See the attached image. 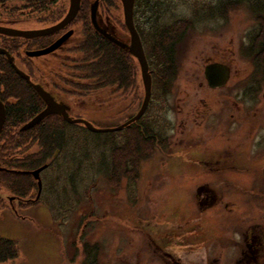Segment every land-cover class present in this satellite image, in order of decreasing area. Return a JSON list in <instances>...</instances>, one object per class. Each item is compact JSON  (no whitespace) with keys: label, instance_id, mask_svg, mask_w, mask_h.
I'll list each match as a JSON object with an SVG mask.
<instances>
[{"label":"rangeland","instance_id":"rangeland-1","mask_svg":"<svg viewBox=\"0 0 264 264\" xmlns=\"http://www.w3.org/2000/svg\"><path fill=\"white\" fill-rule=\"evenodd\" d=\"M232 2L236 9L222 13ZM59 3L67 8L68 0ZM146 3L135 21L149 52L157 32L175 21L188 20L194 29L178 49L168 89L157 81L150 56L153 92L138 121L158 140L139 179L122 178L117 189L108 179L113 150L126 143L125 128L93 133L66 125V146L42 173L41 200L20 203L14 212L0 198V236L18 248L16 260L0 264H264V79L249 51L256 12L248 0ZM115 18L125 28L123 6ZM213 62L231 68L222 89L205 79ZM137 85L125 94L107 86L70 115L97 128L121 126L143 104L139 72ZM225 152L233 156L228 169L204 170V158ZM21 180L31 188L30 177ZM1 181L7 196L9 176ZM37 191L26 197L35 199Z\"/></svg>","mask_w":264,"mask_h":264},{"label":"flooded vegetation","instance_id":"flooded-vegetation-1","mask_svg":"<svg viewBox=\"0 0 264 264\" xmlns=\"http://www.w3.org/2000/svg\"><path fill=\"white\" fill-rule=\"evenodd\" d=\"M96 1H99L96 14L99 27L108 30L114 37L122 42L128 43L130 41V34L126 25L125 28H123L121 24H119L120 26L115 24L117 23L115 16L118 15L120 5L122 6L121 0H81L78 14L69 25L56 33L41 38L25 39L0 34V101L5 109L4 125L0 138L4 135L6 129H11L10 131L13 133L12 143L15 146L14 151L9 155H4V153L0 151V185L3 186L1 181L2 175L9 176L8 182L10 184V194L6 196V192L0 189V198H7L14 212L20 207V203L27 204L40 199L43 191L42 173L55 162L62 152L60 150L55 155L52 154L49 158H46L48 159L47 164L35 170L25 169L32 165L34 159L35 163H37V160L40 159V154L46 155L47 151L34 143L31 137L25 134L21 136L18 135L39 125L47 128L50 124L48 118L52 116H54L52 117L54 119H52L51 122H53V124L51 125H58L60 122L58 118L64 122L63 125H74L64 120L60 115L52 114L33 128L22 131L23 126L47 108L46 102L36 92L33 85L40 86L58 105L66 107V112L70 117V113L79 109L82 104H85L86 107L90 106L92 103L91 99L96 98L97 94L99 96L104 94L102 89H99V91L96 89V78L93 77V75H95V66L92 65L95 63V60L91 59L89 56L86 57L85 53L80 49L86 42H93L95 44L105 43L116 46L101 35L92 24L91 8ZM12 3L13 2L0 3V27L21 31L44 30L54 27L64 19L70 7V0H68L67 8L64 3L60 6V3L57 2L58 4L52 5L51 8L46 6L38 10L29 3L27 4L28 7L15 11V6ZM146 5V0L135 1L134 13L136 17L140 11L144 12L147 10ZM101 21L106 24L103 26ZM86 22L88 24H84ZM135 26L144 47L153 81L154 71L151 69L150 53L145 46L146 41L144 40V33L138 28L139 26L136 24V21ZM66 35H68V37L63 43L48 54L39 57H30L27 55L29 52L42 51L52 47ZM116 47L119 48L118 46ZM124 53L123 58L127 61V55L129 53L127 51ZM10 58L13 59V62H11ZM213 63L226 65L223 62ZM125 64L127 63L125 62ZM138 67L137 71L140 73L142 79L141 67L139 64ZM17 68L29 77L30 82L18 74ZM90 73L92 76H90ZM6 81H10L9 89L6 87ZM108 87L113 88L111 85ZM255 91L259 93V90L256 89ZM16 92L21 93L17 96ZM107 92L109 91L107 90ZM126 92L127 89L122 91L124 94ZM23 97H25V100H23ZM102 99L103 98L99 101L101 102ZM124 102L127 105V101L124 100ZM96 103L95 101L92 105ZM30 114L34 115L31 116ZM24 121L26 122L24 123ZM225 154L226 155L220 154L218 156L211 155V157L204 158V170L210 171L212 168H215L216 171L228 169L230 162L233 161V156L226 152ZM237 159L238 158H236V160ZM262 161L264 165V154ZM43 167L44 169L40 173L42 191L39 194L38 180L34 178L32 172ZM262 172L264 173V167L262 168ZM26 176L37 182V195L36 198L32 200L26 197L28 190L30 194L31 190L27 188V183L21 180L22 177ZM4 187L5 186H3V188ZM213 198L214 196L212 199ZM16 203L17 205H15Z\"/></svg>","mask_w":264,"mask_h":264},{"label":"trees","instance_id":"trees-1","mask_svg":"<svg viewBox=\"0 0 264 264\" xmlns=\"http://www.w3.org/2000/svg\"><path fill=\"white\" fill-rule=\"evenodd\" d=\"M4 2H13L12 4L15 6V11H19V9L28 7L27 4L29 3L38 10L46 6L51 8L52 5H55L57 2L59 3L60 0H0V3ZM248 2L256 12V22L258 23L256 33L251 36L249 51L254 58L256 68L260 70L264 79V0H248ZM15 3L20 6L15 5ZM230 4L223 7L222 13H228L236 9L235 4H237V2H232V4ZM84 24L88 23L86 22ZM193 29L194 25L190 21L181 20L175 21L173 24L157 32L158 34L155 36L156 43L151 45L149 53L150 56H154L156 59L159 70L156 79L162 84L161 86L163 89H168L172 82L176 80L178 72V49L184 41L183 39L187 37L188 32ZM140 30L143 32L141 28ZM148 48L150 49V46ZM80 49L85 53L86 57L89 56L91 59L95 60V63L92 64L95 66V75H93V77L96 78L95 83L98 91L99 89H106L109 85L115 88L116 92H122L125 91V89H127L128 92L129 90L138 91L136 59L128 54L126 61L123 58L124 52H126L124 49L105 43L95 44L93 42H86ZM125 62L127 64H125ZM154 74L156 75V73ZM90 76H92L91 73ZM263 81L264 80L260 82ZM5 83L7 84V89H9L10 81H6ZM16 93L18 96L21 92ZM136 95L139 100L140 97L138 92ZM23 100H25V97H23ZM103 101L104 99L101 103H103ZM30 115L33 116L34 114ZM52 117L48 118L50 124L47 128L39 125L18 135L21 136L25 134L31 137L34 143L47 151L46 155L40 154V159L37 160V163H35L34 159L32 165L25 169L35 170L47 164L48 159L46 158H49L52 154L55 155L60 150L62 151L66 146L67 138L64 131L66 125H63L64 122L59 118L58 120L60 122L58 125H51L53 124L51 121L54 119ZM25 122L26 121H24V123ZM10 130L11 129H6L4 135L0 138V151L3 152L4 155L12 153L15 147L12 143L13 133ZM125 131L128 132L126 133V143L113 150V165L108 177L110 186H114L116 189L117 187L119 188L122 178H130L136 181L139 179L141 163L151 155L154 150L153 145L157 144L158 140L157 134L147 129L145 125L140 124L139 121L126 127ZM36 183L35 180H31L30 190H32V188H38L36 187ZM202 204L204 203L199 201V205L201 206ZM17 257L18 248L16 247V243L0 236V263L14 261ZM173 259H175V257H173ZM184 264H187V262L184 261ZM204 264L207 263L204 261Z\"/></svg>","mask_w":264,"mask_h":264},{"label":"water","instance_id":"water-1","mask_svg":"<svg viewBox=\"0 0 264 264\" xmlns=\"http://www.w3.org/2000/svg\"><path fill=\"white\" fill-rule=\"evenodd\" d=\"M135 1L136 0H121L122 6H123L124 22L130 34V41L128 43L122 42L121 40L114 37L112 33L109 32L108 30L102 29L99 27L97 23V16H96L99 1H96L95 4L91 8L92 10L91 20H92V24L94 25L95 29L101 35H103L106 39L111 41L113 44H115L119 48L126 50L131 56H133L139 62V65L141 67L145 97H144V101L141 106V109L136 114V116H134L131 120H129L128 122L116 128H97L91 122L85 119H72L66 112V107L58 105L54 101V99L47 92H45L40 86L33 85L36 92L46 102L47 108L43 112L38 114L33 120H31L29 123L23 126L22 131L33 128L38 123H40L42 120H44L46 117L52 114L60 115L67 122L83 125L84 127H86L89 131L93 133L116 132V131L122 130L130 126L132 123L141 119V117L144 115V113L147 110L149 101L152 96L153 81H152V76L149 71V64L146 58L144 47L142 45L141 38L135 26V13H134ZM80 3H81V0H70V7H69V11L67 15L64 17V19L59 24H57L54 27L44 29V30H33V31H21V30H13V29L11 30V29H5L3 27H0V34L20 37V38H25V39H36V38H41L44 36L51 35L65 28L75 19L80 9ZM67 37L68 35H66L63 39L57 41L52 47L46 50L29 52L27 53V55L30 57H39V56L48 54L52 50L58 48L60 44H62L63 41ZM10 60L11 62H13L12 58H10ZM17 72L21 77L25 78L26 80H28V82H30L29 77L24 72H22L18 68H17ZM204 75L208 82L209 87L213 89L223 88L224 86H226V84L230 80L231 69L228 66L220 64V63H212L206 66ZM4 119H5V109H4V105L0 101V134L3 129ZM43 169L44 167L32 172V175L34 176V178L38 180L39 194L42 191V181L40 179V173Z\"/></svg>","mask_w":264,"mask_h":264}]
</instances>
